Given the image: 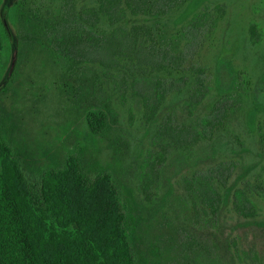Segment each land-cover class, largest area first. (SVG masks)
Instances as JSON below:
<instances>
[{"label":"trees","instance_id":"1","mask_svg":"<svg viewBox=\"0 0 264 264\" xmlns=\"http://www.w3.org/2000/svg\"><path fill=\"white\" fill-rule=\"evenodd\" d=\"M95 2L79 6L76 0H61L52 14L33 9L29 0H23V42L64 61V85L87 90L84 102L94 101L97 111L86 109L87 129L73 138L66 155L45 151L38 158L17 134L12 114L0 107V264H206L204 259L212 264L215 250L234 260L238 254L214 232L207 234H213L209 243L196 233L183 234L184 228L170 239L163 232L148 240L145 234L152 227L155 212L134 200L121 166L103 164L91 153L98 140L127 144L118 125L110 84L130 88L131 97L144 109L145 119H156L178 80L161 77L159 72L171 75L179 71L184 55L181 50L175 53L160 46L152 24L182 6L178 21L184 20L195 13L200 0ZM197 19L195 15L190 26L196 25ZM102 20L109 29H99ZM250 31L255 35L254 26ZM223 64L215 77L220 98L211 104L202 123L179 124L169 114L159 121V153L148 160L140 175L139 189L146 201L152 200L151 187L165 153L171 147L186 148L202 137H212L230 114L234 82L230 64ZM193 68L197 76L188 106L199 104L208 89L203 69ZM263 82L258 89H264ZM177 83L185 85L186 80L181 78ZM256 94L257 100L264 95ZM218 171L219 167L209 168L204 172L205 180L194 175L183 183L191 201L189 214L200 219L202 234L208 225L219 231L220 212L230 196L238 214L254 215L247 185L228 184L229 168L225 175H218ZM256 186L264 193V187Z\"/></svg>","mask_w":264,"mask_h":264},{"label":"rangeland","instance_id":"2","mask_svg":"<svg viewBox=\"0 0 264 264\" xmlns=\"http://www.w3.org/2000/svg\"><path fill=\"white\" fill-rule=\"evenodd\" d=\"M60 1L29 0V7L53 14ZM95 1L76 0L79 6L94 5ZM183 10L184 6L170 11L152 27L160 46L175 53L181 50L184 55L179 71L171 75L159 72V75L177 81L185 78L186 84L174 82L156 119L151 121L145 119L144 109L131 97L130 88L110 84L118 125L127 144L98 140L91 147V153L103 164L121 166L122 177L134 200L155 212L150 222L152 227L145 234L148 240L163 232L170 239L184 228L183 234L196 233L209 243L213 234L212 237L207 234L214 232L221 243L226 239L230 251L238 255L232 260L228 253L224 255L225 252L215 250L212 264H264V193L256 186L264 187V102L257 103L254 92L259 82L264 81V0H200L194 14L178 21ZM195 15H198L197 24L190 26ZM137 20L142 21L133 19ZM251 26L255 35L251 34ZM108 27L103 20L99 23L102 31ZM223 62L230 64L234 82L230 89V114L212 137H202L186 148L171 147L165 153L151 187L152 200L146 201L139 189L140 175L147 168L148 160L159 153L156 131L159 121L169 114L179 124L202 123L211 104L220 98L215 77ZM193 67L203 69L208 89L199 104L188 106L189 92L197 76ZM63 71L64 61L23 42L17 76L0 93V107L12 114L17 134L38 158L45 151L66 155L73 138L82 136L87 129L86 109L92 107L91 111H97L94 101L84 102L87 90L64 85ZM214 167H219L218 175L220 172L225 175L227 168L231 170L228 184L240 188L247 185L254 215L238 214L230 196L220 212L219 231L208 225L202 234L198 229L200 219L189 214L191 201L183 183L194 175L200 181L205 180L204 172ZM220 241L218 244L222 246Z\"/></svg>","mask_w":264,"mask_h":264},{"label":"flooded vegetation","instance_id":"3","mask_svg":"<svg viewBox=\"0 0 264 264\" xmlns=\"http://www.w3.org/2000/svg\"><path fill=\"white\" fill-rule=\"evenodd\" d=\"M23 0H0V93L16 78L21 66L23 47ZM263 81V80H262ZM254 92L264 94V89ZM258 99L257 94H255ZM264 102V95L257 103Z\"/></svg>","mask_w":264,"mask_h":264}]
</instances>
